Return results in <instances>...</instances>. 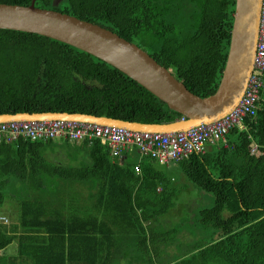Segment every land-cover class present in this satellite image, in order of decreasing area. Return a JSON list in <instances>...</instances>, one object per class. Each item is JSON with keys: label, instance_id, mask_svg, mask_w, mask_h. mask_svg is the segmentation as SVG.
<instances>
[{"label": "trees", "instance_id": "1", "mask_svg": "<svg viewBox=\"0 0 264 264\" xmlns=\"http://www.w3.org/2000/svg\"><path fill=\"white\" fill-rule=\"evenodd\" d=\"M34 6L111 30L200 98L219 85L235 0H35ZM43 112L157 125L183 117L82 50L0 29V114ZM244 125L226 142L175 163L188 186L213 204L167 228L162 221L179 190L156 161L137 152L112 157L98 139H63L71 161L83 157L78 166H56L42 156L55 140L0 142V206L3 189L19 190L17 223L0 224V264H264V96ZM253 144L259 156L250 153ZM14 242L17 256L1 255Z\"/></svg>", "mask_w": 264, "mask_h": 264}, {"label": "water", "instance_id": "2", "mask_svg": "<svg viewBox=\"0 0 264 264\" xmlns=\"http://www.w3.org/2000/svg\"><path fill=\"white\" fill-rule=\"evenodd\" d=\"M0 4V29L48 37L82 50L121 71L183 119L169 124L125 122L88 114H0V122L69 120L139 132L175 133L225 116L240 101L252 70L261 0H235L229 52L214 94L200 98L136 44L116 33L67 14L34 6Z\"/></svg>", "mask_w": 264, "mask_h": 264}, {"label": "built area", "instance_id": "3", "mask_svg": "<svg viewBox=\"0 0 264 264\" xmlns=\"http://www.w3.org/2000/svg\"><path fill=\"white\" fill-rule=\"evenodd\" d=\"M264 96V0H261L259 26L252 70L244 93L238 104L225 116L209 123L189 127L175 133L139 132L117 126L96 125L69 120L9 121L0 122V142L14 144L18 141L44 142L68 140L89 144L98 139L112 157L137 152L140 158L148 157L158 164H175L192 154H204L209 145L226 142L233 129L246 130L244 122L254 118ZM182 117L181 119H183ZM250 153L260 155L253 144ZM135 173L140 167L135 165ZM0 217V224L6 223Z\"/></svg>", "mask_w": 264, "mask_h": 264}, {"label": "rangeland", "instance_id": "4", "mask_svg": "<svg viewBox=\"0 0 264 264\" xmlns=\"http://www.w3.org/2000/svg\"><path fill=\"white\" fill-rule=\"evenodd\" d=\"M61 139H56L55 142L58 143L57 145L62 147H59L58 150H61L63 154H65L66 150V144L62 142ZM61 152L57 153L58 155H62ZM48 154V151L46 152ZM50 154V153H49ZM48 154V155H49ZM78 154V153H75ZM53 153L50 156H54ZM83 156L81 158L75 159V161H71L70 165L78 166L79 162L81 161ZM142 159V158H141ZM80 160V161H79ZM67 166V165H66ZM156 168L161 170L167 178L171 179V187L177 188L178 194L176 196L175 200V207L173 209H170L167 215L165 216V220H163V226H173L178 224H181L182 219H193L194 215L197 214L198 207H210L213 204L212 196L205 195L202 197L201 194H198L197 191L192 189L190 186H188L181 170L177 166V164H169V165H160L155 164ZM3 189V199H2V205L0 206V217L4 218L2 220L3 222L6 221V225L11 226L17 223L16 217H15V208H16V200L18 198V191L17 189ZM161 186L158 187V191H161ZM12 190V191H11ZM210 196V197H209ZM211 200H210V199ZM211 202V204H210ZM17 244L14 242L12 245H10L6 250L1 252V255H6L7 257L10 256H17L16 246Z\"/></svg>", "mask_w": 264, "mask_h": 264}, {"label": "crops", "instance_id": "5", "mask_svg": "<svg viewBox=\"0 0 264 264\" xmlns=\"http://www.w3.org/2000/svg\"><path fill=\"white\" fill-rule=\"evenodd\" d=\"M64 142V141H62ZM58 143H54L52 145H50L49 147H47L42 156L44 157V160L48 163V164H53V165H56V166H66L68 164H70L71 160L70 158L68 157V155L66 154L67 153V150H65V154H63L61 152V150H58L59 147H62V145L58 146L57 145ZM48 151V154L46 153ZM61 152L62 155H58L57 153ZM55 154L54 156H50L52 154ZM77 158H80V157H77ZM76 158V159H77ZM75 160V158H74ZM74 188H78L77 186H75Z\"/></svg>", "mask_w": 264, "mask_h": 264}]
</instances>
